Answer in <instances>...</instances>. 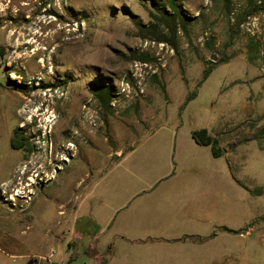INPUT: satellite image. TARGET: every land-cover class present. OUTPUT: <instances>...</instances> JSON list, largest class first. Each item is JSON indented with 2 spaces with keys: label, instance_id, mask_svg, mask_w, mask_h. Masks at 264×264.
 I'll return each instance as SVG.
<instances>
[{
  "label": "rangeland",
  "instance_id": "1",
  "mask_svg": "<svg viewBox=\"0 0 264 264\" xmlns=\"http://www.w3.org/2000/svg\"><path fill=\"white\" fill-rule=\"evenodd\" d=\"M178 1L174 47L153 0H0V264H150L181 230L198 264H264V0ZM130 201L191 216L114 224Z\"/></svg>",
  "mask_w": 264,
  "mask_h": 264
},
{
  "label": "crops",
  "instance_id": "2",
  "mask_svg": "<svg viewBox=\"0 0 264 264\" xmlns=\"http://www.w3.org/2000/svg\"><path fill=\"white\" fill-rule=\"evenodd\" d=\"M174 175L172 174V178ZM177 177L178 175H176V178ZM185 189L186 187H182V189L176 190H182V192H184ZM179 206L180 205H178L177 202L176 204H172V207H168L165 210L159 208L158 212L152 215V213L148 211L139 210V207L132 205V201H130L126 206L124 205L118 210V214L114 218V224L138 225L139 220L150 222L159 217V220H161L162 223H165L173 233L175 230L182 227L183 220L187 216H191V212L184 205H181V207ZM134 207H136V209ZM199 219H201V216H199ZM127 221L130 223H127ZM189 234L192 233H187V230H181L179 233L172 234V236H155L156 238L154 237L153 239H150L148 243L153 245L145 246L153 247L154 252L152 258L150 259L149 257L146 261L150 264H165L164 258H172V264H175L176 262H179L180 264H186L187 262L188 264H198V261L203 259L201 257L206 255L204 253L205 244H203L204 242L202 240L184 237ZM134 239L138 238L136 237ZM162 253H168V255H163Z\"/></svg>",
  "mask_w": 264,
  "mask_h": 264
},
{
  "label": "trees",
  "instance_id": "3",
  "mask_svg": "<svg viewBox=\"0 0 264 264\" xmlns=\"http://www.w3.org/2000/svg\"><path fill=\"white\" fill-rule=\"evenodd\" d=\"M224 1L226 6L230 7L231 0ZM253 1L254 0H251V2ZM153 6L155 10L152 9V14L157 20H153L149 23L137 20L141 34L143 36L151 35L158 41L170 42L174 47H177V36L179 30H187L191 16L187 13L181 2L178 0H153ZM133 53L136 58H143L145 60L147 59L145 55L137 54L135 50H133ZM209 72L210 68L206 69L205 76H207ZM97 94L102 102L109 107L113 95H108L105 92H98ZM192 136L200 144H211L212 152L215 156L222 154V148L217 146L215 137L208 134V130L206 128L193 130ZM11 145L14 148H21L24 146V141L13 137L11 140ZM223 228L233 230L227 225H224ZM28 264H30V262H28Z\"/></svg>",
  "mask_w": 264,
  "mask_h": 264
},
{
  "label": "flooded vegetation",
  "instance_id": "4",
  "mask_svg": "<svg viewBox=\"0 0 264 264\" xmlns=\"http://www.w3.org/2000/svg\"><path fill=\"white\" fill-rule=\"evenodd\" d=\"M16 138H19V139L23 140L24 141V145L27 143V138H26V135H24V133L18 134Z\"/></svg>",
  "mask_w": 264,
  "mask_h": 264
},
{
  "label": "bare ground",
  "instance_id": "5",
  "mask_svg": "<svg viewBox=\"0 0 264 264\" xmlns=\"http://www.w3.org/2000/svg\"><path fill=\"white\" fill-rule=\"evenodd\" d=\"M32 181H34V178H31Z\"/></svg>",
  "mask_w": 264,
  "mask_h": 264
},
{
  "label": "water",
  "instance_id": "6",
  "mask_svg": "<svg viewBox=\"0 0 264 264\" xmlns=\"http://www.w3.org/2000/svg\"><path fill=\"white\" fill-rule=\"evenodd\" d=\"M213 57H216V55H213Z\"/></svg>",
  "mask_w": 264,
  "mask_h": 264
}]
</instances>
